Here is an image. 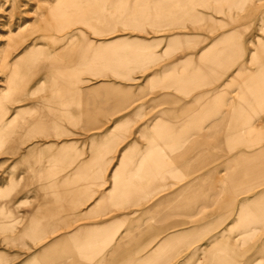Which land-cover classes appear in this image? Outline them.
Wrapping results in <instances>:
<instances>
[{"label":"rangeland","instance_id":"obj_1","mask_svg":"<svg viewBox=\"0 0 264 264\" xmlns=\"http://www.w3.org/2000/svg\"><path fill=\"white\" fill-rule=\"evenodd\" d=\"M70 5H76V8ZM162 5V2L154 0H102L98 6L95 2L81 0L74 4L67 0H0V251L3 253L25 256L42 248L43 239L19 240L16 236L22 235L14 231L25 224L35 207L55 204L49 200L51 193L47 191L51 187L47 183L52 181L40 184L35 179L43 175L64 177L74 172L73 169H57L63 166L59 161L72 159V165L96 157L106 161L105 168L101 170L103 180L100 183L106 186L101 187L93 182L89 202L78 210L58 217L64 223L60 227L70 231L79 218L80 210L92 206L104 190L111 188L112 171L118 167L119 162L128 168L113 171L120 172V175L112 176L115 183H121L125 173H134L132 167L146 156L145 147L150 145L151 139L160 146L164 145L158 137L144 136L153 127L156 114L167 110L177 112L196 97L198 86L202 85L201 90L204 91L215 90L240 70L243 73L239 80H249L251 83L255 82L257 75L263 74V79L254 84L264 88V0H208L194 5L193 11L197 15L195 19L187 17L180 22L173 18L170 27H163L161 22H142L144 13L162 14L165 10L159 8ZM168 6H171L167 10L169 13L182 9L172 4ZM100 7L106 10L105 17L112 21L108 31L102 30V22L99 23L103 15L99 11ZM125 14L134 19L128 23L127 20L123 22L122 16ZM146 21L149 24H144ZM218 37L221 38L219 42ZM119 39L134 42L128 48L125 59L132 61L138 56L134 46L136 41H140L146 48L144 52L154 54L155 60L140 68L117 65L114 62L120 56L115 54H121L122 48L125 51ZM174 40L177 41L173 43ZM216 43L217 47L214 46ZM205 48L226 50L225 57L220 58L218 63H212L211 58H204L200 63L204 68H197L188 57L195 56L193 61L197 62L196 55ZM192 69L197 72L191 74ZM12 73L16 85L7 93V83ZM74 79L78 88L95 91L90 97L99 96L97 111L104 108V114H98L89 123L79 121L77 115L75 121H60L67 105L64 93L68 91L64 87ZM241 95L243 90L240 85L233 83L221 91L219 107L225 109L229 97L237 100ZM165 96L174 98L176 102L166 101ZM247 101L252 106L247 108L250 110L246 109L247 113L241 123L235 124L236 116L232 112L226 121H222L219 129L209 131L210 135L202 133L200 128L189 131L187 135L180 133L183 126L191 123L190 119L181 121L179 116L167 115L163 122L164 126L173 127L176 136L183 135L181 138L175 136L172 140L169 138L168 147L179 148L180 142L190 134L196 137L192 140L193 145L200 142L205 147L202 153L175 155L176 161L171 165L177 177L165 181L167 185L173 186H167L168 189L162 191L166 188L165 184L161 189L151 191L147 198L145 195L138 197L139 201L145 199L141 203L143 206L150 205L167 191H180L184 184L205 174V181L198 182L194 187L201 193L195 202L191 201L192 196L185 191L183 198L175 202L176 208L163 206L162 202L156 213L164 219L157 229L160 227V230L165 231L168 228L161 236L175 228L189 230L188 235L175 245L178 257L170 258L169 264L182 263L200 247L210 252V255L223 243L229 248L234 236L240 233L234 220L236 210H241V229H250V233L255 235L246 239L241 246L243 264L248 261H251L250 264H264V260L252 261L255 252L250 253L252 248L259 249L264 244V196H259L264 193V186H252L249 180L245 181L247 178L243 173L253 163L247 161L239 164L234 160L241 153L251 155L264 148V105L255 108L253 96ZM42 104L45 106L44 114L39 108ZM241 105L242 102L236 101L233 111H237ZM171 117L175 120H171ZM36 118L42 120L37 122ZM37 123L45 127L55 125L59 133L53 137L31 136L43 133L38 131ZM167 146L165 149L171 150ZM43 149L46 150L43 152ZM38 156L47 158L45 163L37 164ZM48 157L59 160L48 164ZM186 161L190 164L189 169L185 166ZM200 161L202 163L199 165ZM256 165L262 166L263 162ZM141 171L143 175L146 174L145 169ZM235 175L241 176L239 192H234L230 186ZM13 181L17 183L13 185ZM147 187L152 189L153 185ZM41 192L47 194V197L42 198ZM239 194L240 201V197H237ZM116 196L98 206L95 216L88 215L90 217L86 223L121 217L137 208L134 206L136 202L132 203L133 206L122 205ZM182 202L189 207H181ZM197 208L203 209L198 213ZM17 217L20 221L15 225ZM191 229H196V233L190 234ZM124 230L127 233L128 226H114L106 234L118 237ZM213 239L216 240L213 242ZM89 240L88 233L78 234L67 245L66 253L64 249L58 250V260L65 259L74 263L71 253L76 247L75 243L80 248L81 243ZM240 240L242 245V235ZM234 246L232 244L229 249ZM52 254L35 261L43 264L44 261L57 260ZM8 260L12 264L13 259ZM76 261L82 264L86 262L81 259ZM196 261L197 258L187 264ZM199 264L206 262L202 258Z\"/></svg>","mask_w":264,"mask_h":264},{"label":"crops","instance_id":"obj_2","mask_svg":"<svg viewBox=\"0 0 264 264\" xmlns=\"http://www.w3.org/2000/svg\"><path fill=\"white\" fill-rule=\"evenodd\" d=\"M224 35L225 33L220 35V37ZM220 37L217 38V42L221 40ZM119 41L121 42L120 45L125 47V51H123L122 48L121 54H115L117 55V57L120 56L119 60L114 62L117 65L121 64L119 66H136L140 68L142 67V65L152 64L151 61L155 60L154 54L144 52L146 48L140 41H136L137 43L134 46V48H137L138 50V56L132 61H130V59H125L128 48H130V46H133L131 44H133L134 42H130V39H119ZM176 41L177 40H174L173 43ZM214 46L217 47V43ZM107 48H110V46H107ZM225 51L226 50L219 48H205L198 55H196L197 58L195 59H197V62L193 61V58L195 56H189L188 58L191 59V63H193V65H196L197 68H204L203 66H200V63L204 58H211L213 59L211 60L212 63H218L220 61V58L225 57ZM194 72H197V70L192 69L191 74H193ZM242 73V70L237 71L230 80L228 79L221 85V87H219L221 89L216 88L215 90L212 89L204 91L201 90L203 88L201 87L202 85L198 86L199 91L196 97L185 104L184 107H181V109H179L177 112L167 110L156 114L153 119V127L149 131L147 130L145 132L146 135L144 136H149L151 138L158 137L161 139V144L164 145L160 146L159 144H156V141L151 139L149 141L150 145L145 147V149H147L146 156H144L142 160L136 162L135 166L132 167L135 170L134 173H125V176L120 180L121 183H115V179L112 176L114 174L120 175V172L114 173L113 171H119V169L128 168V166H126L124 163L120 164L119 162L118 167H116L112 171L111 188L104 190L103 194L100 195L98 200L95 201L92 206H89L83 211L80 210V213L78 215L79 218L72 226V230L68 231L67 229L61 228L60 226L64 223L63 221L58 220V217L65 216V214H67V212L69 211L78 210L82 207V205H85L89 202V200L91 199L89 195L91 184L93 182L98 185L102 183L103 178L101 170L105 168L106 161H103L99 157H96L95 159H90L85 162H80L77 165H72V163H74L72 159H65L63 161H59L63 164V166H59L57 167V169H73L74 172L69 173L68 176L52 178L50 177V175H43L40 178H36L35 180L39 181L38 183L40 184H46L45 182L47 180L52 181L51 183H47L51 186L47 189V191L49 190V194L51 193V195L49 196V200H51V203L55 204L53 206L49 205L46 207H35L30 213L29 218L25 222V224L21 226L18 231L14 232L22 235L20 237L16 236V239L19 240L32 238L35 240L43 239L44 242L41 246L42 248L34 252L33 254H26L25 256H9L8 254L0 251V264H10V260H8L9 258L13 259L12 264H39L37 261H35L36 259H45L46 256L51 253H54L52 254V256H56L57 260L53 262L44 261L43 264H82L77 263L76 260L78 259H81V261H86L84 262V264H169L170 258L174 257V259H176L178 257V253L176 249L177 247H175V245H177L186 237V235H188L189 230L187 231L186 228H175L174 230L167 231V233H165V236H161V234L168 228L165 231L160 230V227L157 229V227L162 224L164 219L161 218L162 215H157L156 213L162 205V202H164L163 206L168 205L169 208H176L175 202L183 198L182 196L186 193L185 191H187L192 196L190 198L191 201L195 202L198 196L200 197L201 193L197 190V188L194 187L198 185V182L205 181V174L184 184L180 188L181 193H179V189L167 191L161 198L152 201L150 205L143 206V204L141 203H144L143 201L145 199H141V201H139L138 197L139 195H145L147 198L150 196L151 191L161 189L162 186L166 184L165 181L176 179L174 176L177 177V174H175V169L172 167L171 163L173 161H176L175 155L177 153L182 155L185 152H188L190 156V154L193 153L205 152L203 143L199 142V144L196 145L192 144L193 138H196L195 134L186 136V139L180 142V146H178L179 148H177V146L168 147L169 145L167 146V144L169 143V138L171 140L172 138L176 137L181 138L183 135H187L189 131L192 132L193 130L199 128L202 133L210 135L209 131L219 129L220 125L223 123L222 121H226V119H228L229 115L232 112L236 116L235 124L241 123L243 121V117L245 116L244 114L247 113L246 111L250 110L247 108L252 106V103L247 101L250 96H253L256 101L254 102L255 108L264 105V88H261V86L254 84L255 82H260L263 79V74L257 75L255 77V82L251 83L249 80H239ZM220 79L221 78L217 80ZM170 81L173 82V80ZM76 83L77 82L75 81V79L70 80L64 87V89L68 91L64 93L65 103L67 105H65L64 107V117H62L60 121H75V115H77L79 116V121L83 123H89L97 118L98 114H104V112H102L104 108L97 111V101H99V96H96L95 98L90 97L89 95L92 96L95 91L78 88ZM233 83H238L240 85L241 89L243 90V95L239 96L237 100L235 98L229 97L227 99L226 108H220L219 97L221 91L232 86ZM147 85H150V83H147ZM164 99H166V101L169 100L173 103L176 102V100L170 96H165ZM107 100L109 101V105L112 106L113 103H110L111 99L108 98ZM156 101L157 99L154 102ZM236 101L242 102V105L237 111H233ZM91 102H93L92 107ZM40 106L41 107L39 108H41L42 114H44L45 106L43 104ZM77 107L78 109H76ZM49 111H52V109L50 110L49 108ZM167 115H172L173 117L179 116V119L181 121L187 119L191 120V123L189 125H185L180 129V133L183 134L182 136H176L173 127H166L163 125V122L166 121ZM173 117H171V120H175ZM38 120L42 119L36 118L37 122ZM45 126L46 125H37V127L39 128L38 131H42L43 133H38L31 136L53 137L57 136V134L59 133L57 130L58 128H56L55 125L52 126V124H50L49 127ZM84 126L87 127V125ZM50 127H53V129H50ZM165 146H167V148L171 150H166ZM235 147L236 145L234 146V148ZM45 150L46 149H43V152ZM90 150L93 149L90 148ZM250 154L251 155L241 153L235 156L234 160L239 164H242L243 162L246 163L247 161H249V163L251 162V164L253 163L252 167H249V170L243 173L247 178L245 179V181L249 180V184H251L252 186H264V148L260 149L259 151L256 150L254 153ZM48 158L51 160L46 161L48 162V164H54L55 161L59 160L58 158L53 157ZM46 159L47 158L38 156L36 157V163H45ZM258 162H263V165H256V163ZM201 163L202 162L200 161L198 164L200 165ZM189 165V162L186 161L185 166L188 169L190 167ZM142 169H145V175H143L141 171ZM233 178V184H230V186L232 187L231 189H233L234 192H239L241 188V176L235 175ZM20 179L21 178H18V180ZM13 182V185L17 183L16 181ZM148 185H153L154 189L153 187L152 189L148 188ZM105 186L106 184L101 187ZM167 186L170 188V186L173 185L166 184V188H164L162 191H166V189H168ZM41 193L42 194H40V196L42 198L47 197V194L45 195L43 192ZM114 195H117L116 197L122 202V205L125 204L127 206H133L132 203L136 202V205L134 206L137 208L135 210L128 211V213H124L121 217L106 219L103 222L86 223L87 218H89L90 216H95L96 208L102 204L107 203L106 200L110 199ZM259 196L263 197L264 193L260 194ZM237 197H240V194L237 195ZM240 199L241 197L238 201H240ZM139 202L140 204H138ZM181 204V207H189L186 206L185 202H182ZM253 204H251V207L253 206ZM202 209L203 208H199L198 213H200ZM107 213L109 214L108 211ZM255 214L257 215L256 212ZM239 217H241V210H236V219L234 220L237 223V229L240 230V233L237 234V236H234L233 243H230L231 246L229 248H232V244H235L233 249L226 248V243H223L221 246H217V249L210 255V252H205L206 249L200 247L196 249L188 259L183 260V262L180 264L191 263L196 258L197 261L194 262V264H199L202 258L204 259L206 264H243L241 256V246H243L246 239L248 240L250 237L255 235H253V232L250 233V229H241L242 225L241 219L239 221ZM83 218L85 219L84 221L82 220ZM19 221L20 220L17 217L15 225L18 224ZM171 225L172 224H170L169 226ZM114 226H128L129 231L126 233L124 230L118 237L107 235L106 232L108 231V229L113 228ZM177 226L178 225H176L175 227ZM253 226L256 227V225ZM191 230L192 231H190V234L196 233V229ZM9 232L13 231L9 230ZM80 233H88L90 235V240L88 242H84V244L81 243L80 248H77L78 243H75L76 247L74 251H72V253L70 252L75 262L69 263V260L65 259L58 260V250L64 249L66 253V250L68 251L67 245L72 243ZM241 235L242 245L240 240ZM215 240L216 239H213V242ZM252 251L255 252L254 258H252L251 256L252 261L256 262L257 260H264V244L259 247V249L252 248L250 250V253ZM236 259H238L239 261L236 262ZM250 263L251 261H248L244 264Z\"/></svg>","mask_w":264,"mask_h":264},{"label":"bare ground","instance_id":"obj_3","mask_svg":"<svg viewBox=\"0 0 264 264\" xmlns=\"http://www.w3.org/2000/svg\"><path fill=\"white\" fill-rule=\"evenodd\" d=\"M67 1H69L70 3H73V4H74V2L75 3L76 2H80V0H67ZM101 1L102 0H81V2H95L96 3V6H98V3H101ZM134 1H136V0H134ZM154 1H156V2H162L163 5L160 6L159 8L160 9H165V10H163L162 14H158L157 13L158 15H155V13H152L151 15H147V14L144 13L143 14L144 16L142 15V17H143L142 18V22H143V20H147L151 24H155L157 22H161V23H163V26L166 27V26H170L169 23L173 20V18L176 19L177 21H180V22L183 21V20H186L187 17H190L192 19H195L197 17V15L194 14V11H193L194 5L197 4V3H199V2L208 1V0H154ZM118 3H121V2L119 1ZM170 4L176 5L177 7L179 6L182 9H179L178 8V9H176L177 10L176 13H169V12H167V10L171 7V6H168ZM158 5H159V3H158ZM70 6H72V5H70ZM72 7H75L76 8V5L75 6L73 5ZM133 7H135V6H133ZM156 8H158V6ZM74 10H76V9H74ZM99 11L101 12V14H103L102 16L100 15L101 17H100V20H99V23L102 22L100 24L101 25V28L104 31H108V27H109V25H112V21L109 18L105 17V15L107 13L105 9H103L102 7H100V10ZM131 11H132V9H131ZM117 12H118V10H117ZM122 17H123V22H125L127 20V23L128 22H131L134 19L133 17H130V15L128 16L127 14H125ZM139 17H140V15H139ZM139 20H135V21H139ZM173 22H175V20ZM149 23L147 22V23H144V24H149ZM109 29H110V27H109ZM15 85H16V79H15V76L13 75V73H12V75L8 79L7 90H9V91L7 93H9L11 91L10 89H12Z\"/></svg>","mask_w":264,"mask_h":264}]
</instances>
